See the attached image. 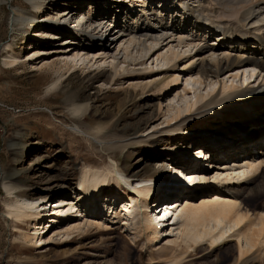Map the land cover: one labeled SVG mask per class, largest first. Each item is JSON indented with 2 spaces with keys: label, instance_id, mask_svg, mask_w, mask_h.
<instances>
[{
  "label": "bare ground",
  "instance_id": "1",
  "mask_svg": "<svg viewBox=\"0 0 264 264\" xmlns=\"http://www.w3.org/2000/svg\"><path fill=\"white\" fill-rule=\"evenodd\" d=\"M12 1L0 0V5ZM72 1L76 4L75 8L65 3V7L54 5L51 11L46 10L41 23L37 13L43 12L47 0H25L33 12L14 9L12 31L26 30L27 34L41 40H57L64 33L69 48L62 51L59 63L50 64V68L60 65L56 70L60 74L78 67H108L109 80L102 82V86L122 85L121 76L136 72L128 68L125 64L127 60L134 63L143 58L147 62L151 60L150 65L144 63L143 71L146 72L154 68L177 69V62L186 59L180 71L187 77L185 89L182 96L169 101L166 123H169V131L177 132L187 140L184 138L182 143L175 146L178 155L175 159L163 156L157 162L160 170L155 172L154 177H144L137 182H133L113 159L109 160L108 166L101 168L83 164L78 171L77 188L68 197L59 193L52 204L53 196L41 195L31 199L26 195H17L14 183L20 178V172L13 169L11 179L3 175L1 181L7 195L13 196L6 204L7 216L15 222L13 224L24 223L27 226H16L19 234L14 241L19 245L36 243L37 247H41L58 237L64 242L90 228L108 231L112 230L113 225L121 224L135 244L145 241L143 247L149 249L150 264H186L209 256L230 243H234L235 264H247L251 259L264 264V208L254 205V212L253 209L247 211L240 202L239 193H234L237 188L250 186L261 178L264 159L253 152L256 145H251L243 156L229 154L231 160L212 171L217 154L222 152L221 139L234 141L237 148L239 142H243V132L248 128H253L259 136L264 135V0H197V5L192 0H139L142 4L140 7L134 0H112L105 5H101L103 0H97L94 7L98 5L102 8L99 12H87L86 2L89 0ZM202 3L208 6L203 8ZM55 30L58 32L55 33ZM114 30H118L116 35L109 34ZM211 36L216 39L212 45L208 42ZM79 40L81 44L90 45L79 46ZM95 42H98V47L93 46ZM48 51L37 49L27 56V61L55 53ZM13 55L4 63L10 68L19 65V58ZM30 67L34 70L37 68L35 63H30ZM224 71L229 72L230 77L220 80ZM178 81L179 76H173L164 83L162 91L168 93L170 86ZM143 84L133 83L129 86L138 90L147 88L151 82ZM193 84L199 88L205 85L207 90L195 93L191 87ZM250 84H254L253 89L248 88ZM218 87L226 96L212 99ZM243 87L246 90L242 91ZM208 98L211 101L205 103ZM204 103L205 110L199 115L221 117V120L215 119L219 124L212 122L204 127L206 131L194 133L193 130L179 127L189 120H181L182 115L190 114ZM85 111L87 106L71 102L74 116H80ZM226 118L235 122L233 129L227 128ZM80 130L77 126L73 128L76 133ZM253 130L251 137H256L252 135ZM80 132L84 138L90 137L86 131ZM96 132L100 133L101 128H96ZM91 138L101 147L110 145L99 141L98 137ZM260 140L264 142V139ZM199 144L202 147L193 150ZM14 146L12 144L10 149L17 154ZM191 150L193 152L189 153ZM205 153L211 159L210 162L205 161L210 166L206 169L195 167L199 159L204 160ZM180 158L184 160L176 162ZM174 161L187 171L180 170L175 164L173 166L171 163ZM185 172L191 178H199L194 182L195 192L186 189L185 193V189L181 188L179 183L185 182V179L180 176ZM167 192L183 200L155 205L156 199L153 198ZM105 193L107 195H103ZM263 194L258 189L252 191L255 200ZM83 213L86 215L82 217ZM168 217L173 218L174 224L170 225V230L169 225L161 230L168 224ZM74 218L77 219L72 221ZM56 224L61 226L55 228ZM52 230L54 232L49 237ZM168 237L170 239H166ZM165 240V244L159 246Z\"/></svg>",
  "mask_w": 264,
  "mask_h": 264
},
{
  "label": "rangeland",
  "instance_id": "2",
  "mask_svg": "<svg viewBox=\"0 0 264 264\" xmlns=\"http://www.w3.org/2000/svg\"><path fill=\"white\" fill-rule=\"evenodd\" d=\"M94 1L95 3L93 0L86 2L87 12L102 10L98 5L94 7L97 0ZM107 1L111 2L112 0H103L101 5H105ZM134 1L137 6H142L138 2L139 0ZM196 1L192 0V3L197 5L199 2ZM65 3L76 7L72 0H47L43 12L37 13L40 19L38 20L42 21L41 18L46 14V10L51 11L54 5L65 7ZM212 5L214 6V2ZM204 6L207 7L208 4L202 3L203 8ZM17 8H22L29 13L33 12L25 0H13L11 3L0 5V264H150L149 249L143 247L145 241L135 244L131 240L129 232H125L121 228V224L120 226L113 225L112 230L108 231L90 228L91 230H87L88 233L74 234L73 239L64 242L58 237L41 246L44 247L43 249L37 247L36 243H34L36 245L33 243L19 245L20 243L14 241V238L19 234L16 226L25 228L27 226L24 223L13 224L15 222L9 220L6 204L13 196L7 195L1 181L3 175L10 178L11 171L16 168L20 172V178L14 183L16 185L13 184L17 187L16 194L26 195L31 199L41 195L53 196L50 201L52 204L57 200L59 193L68 197L72 194L73 189L77 188L78 171L83 164L101 168L108 166L113 159L133 182L144 177H154L155 172L160 170L157 162L163 156L166 159H170L171 156L170 160L175 159L178 156L175 146L182 143L183 140H187V137L169 131V123H166L169 101L178 95L182 96L185 89L187 77L180 71L186 59L177 62L178 70L154 68L146 72L143 71L144 63L150 65L151 60L147 62V59L143 58L135 61L136 64L127 60L125 64L128 68H132L136 72L121 76L122 85L116 86H102V82L109 80L110 69L108 67L101 69L92 66L87 69L78 67L57 74L56 70L60 65L52 68L50 66L53 63H59L63 55L62 51L69 48L66 46L68 44H66L64 33L57 40L52 38L41 40L27 34L26 30L12 31L13 11ZM26 23L27 21L24 22V24ZM46 24L52 27L51 23L47 22ZM33 31L34 29L31 30V33ZM117 31L114 30L109 34L116 35ZM54 32L57 33L58 30ZM80 40L77 45L82 47L90 45V43L81 44ZM215 40L212 36L208 37V42H211V45ZM77 45L71 47L74 48ZM97 45L98 42L93 44L98 47ZM34 46L37 47L33 49ZM214 47L217 48L216 45ZM37 49L55 53H48L35 61H27V56ZM11 55L19 58V65L15 66L16 68H10L4 64ZM124 60V58L121 59L122 62ZM30 63H35L37 68L32 69ZM175 75L179 76V81L170 86L168 93L166 90L162 91L164 83ZM229 77L230 73L224 71L220 80H227ZM163 80H165L164 83H160ZM57 82H59L58 85H55ZM150 82L151 84L147 88H138L137 91L129 86L133 83L146 85ZM191 87L194 88L195 93L207 90L205 85L199 88L198 85L194 86L193 84ZM249 87L253 89L254 84H250ZM241 90H246V87ZM193 91L189 95L192 96ZM225 96L218 87L211 98L223 99ZM211 98L204 102H210ZM71 102L87 106V111L80 116H74L71 113ZM205 103L199 104L190 114L182 115L181 120L188 118L189 120L181 123L179 127L193 130V133L201 130L203 132L205 126L212 122L217 123L215 119L221 120L222 118L218 116L199 115L205 110L203 108ZM262 112L260 113L262 114ZM241 114L245 115V113ZM226 119L227 128L233 129L235 122L229 118ZM75 126L86 131L90 137L84 138V135H80L81 130L79 133L73 132ZM98 127L101 128L100 133L96 132ZM252 130L253 128H248L243 132L244 143L239 142L237 148L234 141L221 139L223 144L220 145V149L222 152L217 154L218 159L214 161L213 172L221 164L231 160L228 157L229 154H235L236 157L243 156L251 145H256L253 152L264 159V142L260 140L264 139V135L259 136L253 130L252 135H256V137H251ZM91 137H98L99 141L102 140L110 145L101 147ZM12 144H15L17 154H13L10 149ZM257 145L260 146L257 147ZM199 147H202V144L195 145L193 150ZM229 149L232 151L230 152ZM192 152V150L189 151V153ZM237 153L238 155H236ZM183 160L180 158L176 162ZM171 164L173 166L175 164V167L177 165L175 161ZM209 164L202 166L199 164L195 167L206 169L210 166ZM180 166L177 165V168L182 170L183 168ZM255 189L264 193V174L256 183L237 188V191L234 192H237V195L239 193L243 208L250 212L252 209L254 212V205L257 208H264V194L256 200L255 197H252V191ZM190 191L195 192L196 189L193 188ZM106 193L103 195H107ZM160 196H155L158 204L183 200L179 196L172 197L167 193ZM84 215L86 213H83L82 217ZM75 219L77 218L72 221ZM60 226L56 224L55 228ZM53 232L54 230L49 233V237ZM165 242L166 240L159 246ZM233 245L234 243L227 244L209 256L186 264H235L236 255ZM247 264H258V262H253L251 259Z\"/></svg>",
  "mask_w": 264,
  "mask_h": 264
}]
</instances>
